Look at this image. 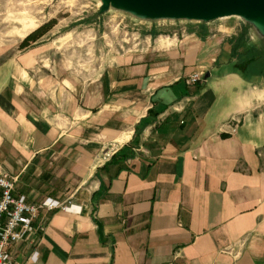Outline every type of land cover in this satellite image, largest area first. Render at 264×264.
<instances>
[{
	"label": "crops",
	"instance_id": "crops-1",
	"mask_svg": "<svg viewBox=\"0 0 264 264\" xmlns=\"http://www.w3.org/2000/svg\"><path fill=\"white\" fill-rule=\"evenodd\" d=\"M236 31L154 32L85 78L40 39L0 60L13 194L73 205L40 209L45 229L9 247L15 260L264 264V72L236 65Z\"/></svg>",
	"mask_w": 264,
	"mask_h": 264
},
{
	"label": "rangeland",
	"instance_id": "rangeland-1",
	"mask_svg": "<svg viewBox=\"0 0 264 264\" xmlns=\"http://www.w3.org/2000/svg\"><path fill=\"white\" fill-rule=\"evenodd\" d=\"M252 22L229 16L208 23L233 26L237 38L246 31L250 37ZM190 23L197 22L149 19L122 7L101 10L100 0H0V60L19 50L29 32L48 25L39 39L53 44L64 69L85 78L96 74L116 51L141 46L154 32L164 35ZM255 37L251 41L259 43Z\"/></svg>",
	"mask_w": 264,
	"mask_h": 264
},
{
	"label": "water",
	"instance_id": "water-1",
	"mask_svg": "<svg viewBox=\"0 0 264 264\" xmlns=\"http://www.w3.org/2000/svg\"><path fill=\"white\" fill-rule=\"evenodd\" d=\"M101 10L110 6L122 7L149 19H173L210 22L217 18L244 16L253 22V32L264 44V0H100ZM208 73L205 74V77ZM103 236L102 225L96 221Z\"/></svg>",
	"mask_w": 264,
	"mask_h": 264
},
{
	"label": "built area",
	"instance_id": "built-area-1",
	"mask_svg": "<svg viewBox=\"0 0 264 264\" xmlns=\"http://www.w3.org/2000/svg\"><path fill=\"white\" fill-rule=\"evenodd\" d=\"M203 74V71H196L186 78V82L194 83ZM232 131H235L234 126ZM107 155L109 153L104 157ZM15 180V176L0 167V264H21L12 257L9 247L20 241L35 243L38 235L45 229V221L40 217V209L52 211L58 208L69 211L73 207L69 202L58 201L51 197H46L39 203H30L25 195L13 194ZM31 258L32 261H36V251H33Z\"/></svg>",
	"mask_w": 264,
	"mask_h": 264
},
{
	"label": "trees",
	"instance_id": "trees-1",
	"mask_svg": "<svg viewBox=\"0 0 264 264\" xmlns=\"http://www.w3.org/2000/svg\"><path fill=\"white\" fill-rule=\"evenodd\" d=\"M204 24L205 22H198ZM48 25L39 26L29 32L19 43V49L28 47L32 42L38 40L46 31ZM250 37L248 31L240 34L237 38H231L232 57L236 60V65L244 67L246 70L261 74L264 72V44L248 46Z\"/></svg>",
	"mask_w": 264,
	"mask_h": 264
}]
</instances>
